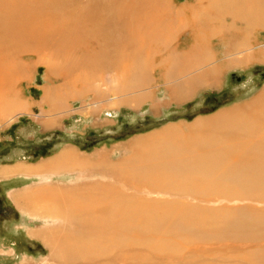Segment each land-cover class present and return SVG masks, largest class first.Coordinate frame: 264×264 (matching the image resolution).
Segmentation results:
<instances>
[{"label": "bare ground", "instance_id": "1", "mask_svg": "<svg viewBox=\"0 0 264 264\" xmlns=\"http://www.w3.org/2000/svg\"><path fill=\"white\" fill-rule=\"evenodd\" d=\"M202 1L205 4H202ZM146 2L142 0H0V98L6 95L9 99L7 105L3 99L0 101V118L3 119L9 114L30 113L27 109L28 105L17 98L19 91L13 84L23 77L25 64L16 61L9 54L22 45L19 41L13 44L14 47L11 45L9 38L12 34L20 35L22 38L28 34L31 36L28 35L27 38L35 37L33 50L37 55L36 62L45 65L46 76L50 74L55 76L61 69L70 71L75 60H79L80 65L89 59L96 61L106 57L107 66L112 65V68H117L119 62L125 59L124 45L128 43L137 45L132 58L122 63L121 69L125 76L119 79L108 78L105 86L108 90L121 87L124 90L138 88V91L136 90V94L130 97L111 100L105 103L107 106L119 105L122 102L139 106L144 100L150 99L152 106L156 107L158 101H154L152 96L158 90L157 86H155L156 90L145 89L149 85L150 79L147 76L152 68L158 72L162 70L159 78L162 80L161 83L164 81L167 95L173 101H181L189 97L199 87L202 89L206 85L209 87L210 84H218L221 68L218 65L214 66L213 57L210 56L212 60L209 58L211 53L202 51L198 46L199 43L197 45L192 43L185 50H179L180 45L177 44L167 49L164 55H159L161 57L157 62L153 60L157 51L151 44L160 42L168 46L177 29L185 26V20L181 18L185 7L173 9L169 0H146ZM197 2L200 8L210 3L209 7H217L219 13L227 8L238 19L247 18L264 26V0H197ZM172 12L178 20L174 25L166 28L165 25L169 23L167 17ZM120 21L123 24H119ZM113 24L120 28L127 27L128 33L126 32L125 39L120 38L122 35L116 37L118 31L108 27L114 26ZM88 26L92 28L90 30L93 31L95 38L101 39L103 37L101 35H104V40L111 44L109 51L99 49L94 51L92 57L89 56L90 54L75 57L70 52H64L66 49H72L71 44L70 41L64 42L65 46H62L63 41L60 40L59 35L64 38L63 33L72 31L75 33L78 29L84 30ZM195 26L194 24L190 26L192 30L190 38L193 40L197 36L196 33L194 34L197 28ZM164 28L166 30H163ZM52 34L51 40L48 35ZM70 37L75 40L76 34ZM243 38L244 36L242 40ZM48 40L53 43L47 44ZM143 48H146L147 52L142 58L140 50ZM40 49H46V52L51 49L52 52L44 54L39 51ZM250 49L238 58L233 55L236 61L231 57L227 62L229 64L233 61L247 62L246 60L252 57ZM137 57L138 62L134 63ZM188 69H193L191 75L184 74L186 77L180 78L178 74L186 73ZM176 75L179 77H175ZM181 75L183 76V73ZM74 82L89 86L79 74ZM93 88L91 87L90 90L95 94L96 88ZM73 90L79 95L84 91V87H75L70 92ZM49 91V88H44L41 104H52ZM66 94L67 97H71L68 91ZM105 104L97 103L91 106L86 103L82 107H86L87 112L97 114L99 112L97 110ZM234 110L235 112L232 113V110L224 109L214 115L198 118L188 136L183 137L179 129L167 126L157 134L154 133L158 138L152 134L149 137L132 140L129 146L135 152L134 159L126 160L124 167L120 166L117 170L113 168L112 173L103 176L106 179H103L100 185L93 182L81 188L60 189L55 182L45 179L39 183L11 189L9 194L18 211H23L30 217L47 218L54 222L28 230V234L39 240L48 251L45 261L39 262L78 264L79 260L84 261L99 256L111 262L120 260L123 263H134L138 260L135 256L125 255L120 251L126 246L136 248L138 244L139 248H144L145 242L152 248V252L167 254L168 262L204 264L198 259L200 253H196L199 246L195 248L193 255H183L181 250L184 246L189 247V240L194 239L191 235L197 238L209 234L204 228L206 225L211 227L209 230H212L213 236L224 249L229 251L236 249L240 243L234 241L232 237L244 235L251 229L264 227V212L255 214L243 208L234 213L236 208L233 210L230 207L218 206L208 208L206 213H191L201 206L189 202L178 205L181 208L179 214L168 212L159 216L153 210L157 204L161 208H166L169 207L166 204L175 200L176 196L188 198V195L212 198L215 193L216 197H219V202H229V199L237 197L240 193L239 195L245 194L243 196L247 199L264 201V93H259L256 98L248 102V105ZM108 114L111 115L106 112V115ZM245 114H249L250 117ZM54 122L55 119L49 124L52 125ZM55 170H59V166L55 167ZM17 171H22L25 175L41 176L42 169L39 165L27 163L8 165V167L0 165V172L14 174ZM148 188H158L163 195H166L167 190H171L175 195L170 199L151 197L140 200L139 193ZM127 189L132 192H128ZM148 193L154 192L148 191ZM81 203L86 206L83 207ZM156 224L157 230H150L151 232L144 230ZM138 231L140 234L160 232L164 235L173 231L174 234H183V236L179 239L169 238L159 243L124 236L126 232L137 234ZM228 239L231 241L226 242ZM226 244L232 246L226 247ZM120 247L123 248L114 250ZM209 251V246H202V253L207 255ZM187 252H190L189 249L186 250ZM148 253L141 254L139 251L140 256ZM158 254L153 261L163 260ZM151 259L145 258L138 263L153 262ZM242 260L251 263L252 257L244 255ZM218 261H223L221 264H236L227 258L223 260L221 256L213 260L214 264ZM22 264H31V262L26 261Z\"/></svg>", "mask_w": 264, "mask_h": 264}, {"label": "rangeland", "instance_id": "2", "mask_svg": "<svg viewBox=\"0 0 264 264\" xmlns=\"http://www.w3.org/2000/svg\"><path fill=\"white\" fill-rule=\"evenodd\" d=\"M142 1L147 3L146 0ZM169 1L173 9L179 8L180 6L185 7L182 10V17L180 16L185 20V26L182 29H177L168 46L160 42H153L151 44L154 47L153 49L157 51L155 53L157 55L154 56L153 60L157 62V59L159 60L161 57L159 55H164L167 49L173 48L177 44L180 45L178 47L180 48L179 50H185L192 43L196 45L199 43L198 46L202 51L208 54L211 53L209 58L212 60L213 57L214 60L212 62L214 66L218 65L221 68V76L219 77L218 84H210L209 87L206 85L202 89L199 87L189 97L181 101H173L167 95L168 92L164 81L161 83L162 80L159 78L162 70L158 72L152 68L148 74L149 76H147L150 79L149 85L145 89L156 90L158 88L152 96L154 101H158L156 107L152 106L150 99L144 100L139 106H132L127 102H122L114 106H107L105 104L114 99L130 97V95L136 94V90L138 91V88L124 90L121 87L108 90L105 86V81L108 78L119 79L125 76L121 66L123 62L132 58L137 48L135 44L128 43L124 45L123 53L125 59L119 62L118 69L116 67L112 68V65L108 67L106 57L103 59L99 58L96 61L89 59L80 65L78 64L79 60L76 61L73 59L75 62L72 64L71 72L66 69H61L55 76L53 74L46 76L45 65L36 62L37 55L34 54L35 52L33 50L35 37H33L34 39L27 38L29 34L24 35L25 38L15 34L10 36L9 41H11L12 46L16 41L22 43L19 47H15L16 49L13 53L9 54L16 61L25 64L23 77L13 84L19 91L17 98L28 105L27 109L30 113H23L22 115L9 114L10 116L8 115L3 119H1L2 117L0 118V165L8 167V165L27 163L28 165L40 166L41 161L44 159L49 160L59 153L61 156L54 161V166H59V170H56V173L48 176H39L37 174L25 175L22 171L14 172V174L0 172V264H22L26 261L31 262V264H41L39 261H45L48 251L42 246L39 240L32 238L28 234V230L54 223L47 218L30 217L23 211H18L14 203H12V197L10 196L11 189L22 188L33 183L42 182L45 179L55 182L58 187L60 186V189L64 187H71L73 189L81 188L93 182L100 185L101 181L106 179L103 176H108V173H112L113 168L117 170L120 166H125L124 162L126 160L134 159L135 152L129 146L132 140L139 137H149L152 134L156 136L155 134L158 131L164 130L167 126H174V128L179 129L178 131L183 137L188 136L198 118L214 115L224 109H230L233 113L235 112L234 109L248 105V102L256 98L259 93H264V26L259 23H254L247 18L239 17L240 19H238L227 8L221 10V13H219L220 10L217 7H209L211 6L210 3L200 8L197 0ZM202 4H205V2L202 1ZM167 20L169 23L165 27L169 28L175 24L178 17H175L172 12L167 17ZM119 24H123V22L120 21ZM192 24L194 26L197 24L195 26L197 30L195 29L194 31V34L196 33L195 36L197 35L195 40L190 38ZM89 26L84 30L76 29L77 31L75 33L73 31L67 34L63 33L64 38L62 35H59L60 40L63 41L62 46H65L64 42L69 43L70 41L71 44L72 49H66L64 52H70L75 57L84 54H90L89 56L92 57L94 56L93 53L95 54L94 51H98L99 49L109 51L108 48L111 44L104 40V35H101L103 36L101 39L95 38L93 31L90 30L92 28ZM162 26L164 25L162 24ZM108 27L115 28L114 31H118L116 37L122 35L120 37L121 39H125L128 33L126 26L121 28L117 25ZM166 28L163 30H166ZM104 31L107 30L104 29ZM72 34H76L75 40L70 37ZM48 36L52 40L53 34ZM243 36L244 38L242 40ZM68 38H71V40ZM51 40H48L47 42L49 43L47 44H52L53 41ZM237 40L241 41L238 42ZM164 46L167 48L165 49ZM248 49L250 51L252 50L251 59L248 58L246 60L247 62L243 63L235 62L236 58L246 54ZM39 51L44 54L52 52L51 49H48L47 52L46 49H40ZM140 52L143 58L147 52L146 48H143ZM231 57H234L235 61L229 64L227 61ZM137 60L138 57L135 58L134 63H137ZM192 70L188 69L185 71L186 73L181 72L183 76L181 74L178 75H180V78L186 77V75H191ZM77 74L81 75V78L89 83L90 88H96L95 94L90 90L89 86H83L84 83L74 82ZM175 77L179 76L176 75ZM80 86L84 87V91L81 94H76L74 90L70 92L71 89ZM44 88L50 89L48 95L52 100L51 105L40 103ZM66 91L71 93L70 98L67 97ZM2 99L7 105L8 97L3 95L0 101ZM86 103L91 106H95L97 103L105 105L97 110L99 111L97 114H92L87 112L86 107H82ZM7 112L8 110H6ZM106 112L111 113V115H106ZM245 115L249 116V114ZM53 119H55V122L50 125ZM46 124L49 125L45 126ZM156 138L158 137L156 136ZM67 147L73 148L76 156L79 159L86 160V162L75 164L73 159L70 160L68 158L69 154L66 155L68 151ZM70 161L72 162L71 164ZM83 164L84 166H82ZM41 169L44 170L43 168ZM86 180L89 181L83 183ZM127 191L132 192L130 189H127ZM148 191H153L154 193L150 194ZM172 193L174 192L167 190L165 192L166 195H163L158 188H148L139 193V198H141L140 200L145 198L150 199L151 197L170 199L172 198L171 196L175 195ZM239 194L237 197L229 199V202H219V197H216L215 193L212 198L211 196L188 195V198L176 196L174 198L175 200L166 204L169 207L161 208L157 204L153 210L156 215L168 212L179 214L181 213V208L178 205L189 202L195 206H201L195 212L191 211V213H206L208 208H216L218 206L230 207L233 210L236 208L234 213L243 208L253 211L255 214H258L257 212H264V201L250 200L243 196L245 194ZM217 196L224 197L223 195ZM81 204L83 207L86 206V204ZM142 204L147 206L145 203ZM157 228L158 225L156 224L144 230L151 232L150 230H157ZM204 228L209 234L197 238L191 235L194 239L189 240V247H182L181 251L184 253L183 255H193L195 248L199 246V250L196 253H200L198 259L202 260L204 264H214L213 260L218 256H221L223 260L227 258L236 264H264V227L251 229L246 231L244 235L232 237L234 241L240 243L232 251L226 248L224 249L220 245V242H217L212 234V230H209L211 228L210 226L206 225ZM70 229H72L71 226ZM200 229H202V226ZM157 233L140 234L138 231L137 234H129V232H126L124 236L128 238L146 239L147 241L151 240L155 243L165 241L169 238L179 239L183 236V234H174L173 231L168 235L160 232ZM230 241L228 239L226 242ZM228 245L232 246L231 244H226V247ZM143 246L144 248H139V244L136 248L126 246L120 251L125 255L135 256L138 260L134 263L125 261L123 263L120 260L111 262V260L108 261L104 257L98 256L94 259L79 260L81 263L78 261V264H82L83 262V264H142L138 263L139 260H145V258H152L151 261L153 259L155 260L158 252H152V248L145 242ZM202 246L210 247L207 255L202 253ZM121 248L123 247L114 250H120ZM188 249L190 252L186 253ZM139 251L141 254L149 253L140 256ZM244 255H250L252 262L243 261L242 256ZM158 256L163 260H156L146 264H182L168 262L169 258H166L168 256L167 254L160 253ZM25 259L26 261H24ZM222 262L218 261L217 264H221ZM186 264L201 263L189 262Z\"/></svg>", "mask_w": 264, "mask_h": 264}, {"label": "crops", "instance_id": "3", "mask_svg": "<svg viewBox=\"0 0 264 264\" xmlns=\"http://www.w3.org/2000/svg\"><path fill=\"white\" fill-rule=\"evenodd\" d=\"M68 148V151L66 152V155H68L69 154V156H68V158H70V160H72L73 159V161L75 162V164H79V163H82V162H86V160H83V159H79L77 156H76V154H75V152H74V149L73 148H71V147H67ZM59 156H61L60 155V153L58 154V155H56V156H53V157H51L49 160L48 159H44V160H42L41 161V168H43L44 170H42V172H41V175L42 176H48V175H50V174H54V173H56V170H55V166H54V161L56 160V159H58L59 158ZM67 159V158H66ZM82 160V161H81ZM72 162L70 161V164H71ZM82 166H84V164L82 165ZM51 167V168H50ZM46 174V175H45ZM86 177V176H85ZM89 180H86V181H83V183L84 182H88ZM52 182V181H51ZM81 182V181H80Z\"/></svg>", "mask_w": 264, "mask_h": 264}]
</instances>
